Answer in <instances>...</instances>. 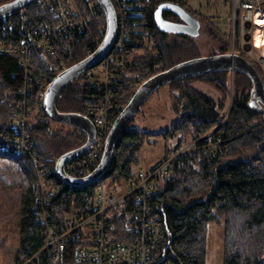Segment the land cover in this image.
I'll use <instances>...</instances> for the list:
<instances>
[{
	"label": "trees",
	"instance_id": "16d2710c",
	"mask_svg": "<svg viewBox=\"0 0 264 264\" xmlns=\"http://www.w3.org/2000/svg\"><path fill=\"white\" fill-rule=\"evenodd\" d=\"M10 1L0 0V5ZM162 1L180 3L201 18L184 0H133L132 33L139 38L147 37L149 44L127 62V73L139 79L140 84L136 88H120L119 98L123 106L151 76L178 62L201 56L197 38L159 30L155 9ZM47 15L35 2L15 14L13 32L32 30L45 21ZM163 16L169 21H181L170 11H165ZM3 22L1 19L0 26ZM99 22H104V18ZM99 22L90 26L89 35L84 34L72 56H68L69 66L88 56L84 45L90 42V36L96 34ZM226 44V48L213 52V55L230 53L231 43L226 41ZM240 54L252 62L264 80L258 64L246 54ZM20 73L19 57L0 53V135H10L14 131L15 104H9L5 93L11 92L16 99V93L23 84L22 76H17ZM234 76L245 77L246 82L237 86L234 79L232 88L230 72L220 71L168 84L173 100L177 106L182 105L185 113L162 132L172 146L162 160L149 169H155L214 129L215 137L224 139L226 146L222 154L206 148L179 156L175 160L174 174L159 182L154 212L164 227L165 240L153 249L150 264H207L208 232L212 222L224 226L223 264H264V112L263 107L250 103L252 84L249 78L240 72H235ZM194 79L212 83L221 100L216 101L195 89L191 85ZM93 92V89H85L73 82L61 93L57 107L62 112L84 114L87 95ZM226 112V119L220 124ZM129 123L117 140L116 155L104 177V181L110 180V185L127 181L140 169L142 150L151 135L141 128H132ZM86 140L87 135L76 128L71 127L67 132L52 131L46 115L43 118L32 117L29 122L28 142L43 157V163L51 168L50 177L58 187L52 200L60 203L65 211L73 206L80 208L86 205L99 184L71 187L65 185L54 171L56 158L80 147ZM207 143L205 141L203 145ZM36 182V172L27 154L0 152V189H11L16 185L22 191L17 264L28 262L43 247L42 228L32 210ZM133 211L132 203L128 202L127 211L117 220V239L120 241H132L136 237L132 234L134 225L128 222ZM34 262L81 264L75 256L74 244L68 246L62 262L47 256H41Z\"/></svg>",
	"mask_w": 264,
	"mask_h": 264
},
{
	"label": "built area",
	"instance_id": "2783aa9c",
	"mask_svg": "<svg viewBox=\"0 0 264 264\" xmlns=\"http://www.w3.org/2000/svg\"><path fill=\"white\" fill-rule=\"evenodd\" d=\"M184 1L189 5L199 0ZM231 1L232 52L236 53L233 49L237 43L238 53L251 57L264 74V43L259 45L254 40L257 30L264 37V0ZM36 2L48 15L32 30L14 33L15 14L3 18L0 26V53L19 57L22 73L17 76L23 78L16 99L11 92L5 93L9 104H15L14 131L10 135H0V152L25 153L31 158L37 176L32 210L43 235V247L24 264H34L41 256L62 262L71 244L75 245V256L81 264H150L153 249L165 240L164 227L154 212L159 182L174 174L175 160L179 156L206 148L222 154L226 141L213 138L211 132L186 145L155 169L138 170L127 181L110 185L104 181V176L95 182L99 183L97 190L86 205L63 210L60 203L52 200L58 187L50 177L51 168L43 163V157L28 142L29 122L33 115L36 118L46 115L44 102L49 86L70 67L68 56H72L83 35H89L90 26L104 18V22L98 23L96 34L84 45V50L90 55L101 45L107 31L106 14L98 0ZM111 2L117 17L114 42L95 67L79 76L84 80L85 89L95 91L87 95L83 115L94 124L96 139L89 151L65 166L66 172L73 177H84L99 164L112 128L125 107L119 98L120 88H136L140 84L139 79L127 73V62L149 44L147 37L139 38L132 33L133 0ZM247 46H250L249 51H246ZM234 73L230 72L232 81ZM205 141L208 143L203 145ZM123 187L127 190L119 195L117 192ZM128 202L134 208L128 222L134 225L132 234L136 237L132 241H120L117 239V220L127 211Z\"/></svg>",
	"mask_w": 264,
	"mask_h": 264
},
{
	"label": "water",
	"instance_id": "95a60500",
	"mask_svg": "<svg viewBox=\"0 0 264 264\" xmlns=\"http://www.w3.org/2000/svg\"><path fill=\"white\" fill-rule=\"evenodd\" d=\"M36 1L12 0L4 3L0 5V19L14 15ZM98 1L105 10L107 22V31L101 45L92 54L59 74L49 86L44 102V111L50 119L79 129L87 135V140L83 145L65 152L56 162L55 173L64 184L82 188L92 185L104 177L115 156L117 140L123 129L135 117L153 93L175 80L220 71L240 72L248 77L252 83L251 105L264 107V80L252 62L245 56L231 52L202 55L178 62L151 76L137 88L116 120L102 158L96 168L84 177L78 178L69 175L65 170V166L68 162L80 157L92 148L96 139V131L94 124L85 115L60 111L57 107V101L66 87L73 83L84 71L95 67L104 58L114 42L117 31V17L114 5L111 0ZM165 11L173 12L181 21L173 22L167 20L163 16ZM155 22L162 32L186 34L194 38L198 37L200 33V19L188 11L184 5L177 2H160L155 9ZM249 50L250 46H247L246 51Z\"/></svg>",
	"mask_w": 264,
	"mask_h": 264
},
{
	"label": "rangeland",
	"instance_id": "374dc122",
	"mask_svg": "<svg viewBox=\"0 0 264 264\" xmlns=\"http://www.w3.org/2000/svg\"><path fill=\"white\" fill-rule=\"evenodd\" d=\"M189 6L193 9V11L201 16L200 33L198 37H195L197 38L196 41L199 45L200 55H213V52L218 51L219 49L223 50L227 47L226 41L231 43L230 47L232 49L234 40L232 33V1L199 0L198 2H192V4H189ZM211 32H214L215 34H212ZM238 49L239 47L236 43L233 50L238 53ZM230 79L232 88L234 86V79L236 80L235 83L237 86L239 83L246 82L245 77L241 76H237V78L234 76L233 81L232 78ZM83 83L84 80L81 77L74 81V84L79 86H82ZM191 85L195 89L213 98L214 100H221L220 93L212 83L204 81L203 79H194L191 81ZM233 92L234 89H232V93ZM262 110L264 112V107ZM184 113L185 110L182 105L179 104L177 106L173 100V96L170 93V87L168 84L159 88L146 101L140 111L129 123L132 128H141L145 131L151 132V135L145 142L142 150L139 170L149 169L151 166L158 164L160 160H162L165 152L172 146V144L164 138L162 132L170 126L172 121L180 118ZM227 113L228 112H226L220 124H222V122H224L226 119ZM33 117H35V115H33ZM50 128L52 131L62 130L67 132L71 130V126L54 121L53 119H50ZM215 131L216 129L211 131L214 133L212 135L213 138H216ZM56 159L58 160V158ZM109 181L110 180L107 179L108 183ZM118 183L119 182H117V184ZM16 187L17 186L14 185V187L11 189H0V264H17L16 258L20 243L19 212L21 208L22 191L18 190ZM126 190L127 189L123 187L117 193L120 195L125 193ZM224 233L225 231L223 224H218L215 222L210 223L207 245V264L224 263Z\"/></svg>",
	"mask_w": 264,
	"mask_h": 264
},
{
	"label": "bare ground",
	"instance_id": "6f19581e",
	"mask_svg": "<svg viewBox=\"0 0 264 264\" xmlns=\"http://www.w3.org/2000/svg\"><path fill=\"white\" fill-rule=\"evenodd\" d=\"M254 40L259 45L264 43V37L261 36V33L259 30L256 31V34L254 36Z\"/></svg>",
	"mask_w": 264,
	"mask_h": 264
},
{
	"label": "flooded vegetation",
	"instance_id": "af4514ba",
	"mask_svg": "<svg viewBox=\"0 0 264 264\" xmlns=\"http://www.w3.org/2000/svg\"><path fill=\"white\" fill-rule=\"evenodd\" d=\"M180 22V21H179ZM253 104V103H252ZM252 106H254V104L252 105Z\"/></svg>",
	"mask_w": 264,
	"mask_h": 264
},
{
	"label": "crops",
	"instance_id": "0c3cea01",
	"mask_svg": "<svg viewBox=\"0 0 264 264\" xmlns=\"http://www.w3.org/2000/svg\"><path fill=\"white\" fill-rule=\"evenodd\" d=\"M72 128H74V127H72Z\"/></svg>",
	"mask_w": 264,
	"mask_h": 264
}]
</instances>
